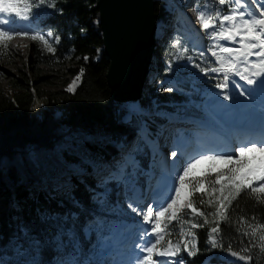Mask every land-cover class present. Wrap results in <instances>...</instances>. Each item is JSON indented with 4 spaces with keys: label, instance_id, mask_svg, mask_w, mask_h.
Instances as JSON below:
<instances>
[{
    "label": "trees",
    "instance_id": "obj_1",
    "mask_svg": "<svg viewBox=\"0 0 264 264\" xmlns=\"http://www.w3.org/2000/svg\"><path fill=\"white\" fill-rule=\"evenodd\" d=\"M54 4L35 9L37 26L29 32H51L53 36L48 40L51 51L43 40H35L34 62L54 70L65 68L79 81L46 96L25 77H14L8 92L0 90V264L83 263L92 242L102 234L93 216L104 221L122 214L111 205L115 187L97 184L96 167L110 160L117 142L133 136L139 120L133 115L123 119L126 107L113 100L107 85L108 58L97 23V0H54ZM154 7L156 18L165 20L166 1L155 0ZM218 7L221 12L229 9ZM155 52L170 62L158 69L160 78L173 76L176 47L160 44ZM183 54L187 60L190 52ZM5 55L1 47L0 59ZM203 68L204 60L197 59L186 71L197 76L194 89L186 91L191 98L214 80L211 74L198 75ZM155 98L168 108L164 97ZM35 107L40 116L34 114ZM185 108L189 114L199 113L192 104ZM141 116L154 129L166 120ZM139 156L144 163L142 152ZM227 170L185 179L188 200L203 215L185 207L177 212V219L161 222V240L177 245L185 264H264V193L245 189L230 202L223 201L229 192L221 193L216 178L218 174L226 177ZM99 191H106L103 198L96 194ZM87 225L89 235L84 232ZM214 227L218 229L215 233L211 231ZM227 252L249 257V261L224 260Z\"/></svg>",
    "mask_w": 264,
    "mask_h": 264
},
{
    "label": "rangeland",
    "instance_id": "obj_2",
    "mask_svg": "<svg viewBox=\"0 0 264 264\" xmlns=\"http://www.w3.org/2000/svg\"><path fill=\"white\" fill-rule=\"evenodd\" d=\"M177 1L182 5L190 4V6L197 9L198 13L203 12L205 14L214 15L215 17H218V14L221 13L218 7L220 5L218 3V0ZM254 3L257 4L256 1H254ZM166 5L167 16L165 20H160L159 22L160 44L170 43L172 45H176V56H174L173 58L175 64V66L173 67L175 68V74L173 76H168L164 79L160 78L158 69L161 66H170V62L166 60L163 55L158 52H155V57L151 64L152 68L150 67V81L143 97L140 100L144 103L152 105L153 102H157L155 96L160 95L164 97V99L166 100L164 103H166V105L168 106V108L162 106L161 110L159 111L164 117L166 116L165 119L169 118V116H173V118L176 119V117L174 116L176 114L187 115L189 118L190 115L185 110V107H188V105L192 104L193 99L191 98V96L188 95V92L186 93V91L189 89H194L197 83V76L194 74V72L186 73V71H188V69L194 66L197 59H201L204 61L206 60L205 50L202 48V42L194 38V36H197L194 33V30H187V28L182 26L180 22L179 13L175 12L173 9H170V5L168 2ZM224 6L229 8L234 7L232 5H229L227 3V0ZM181 18H183V16H181ZM216 24L217 30H219L218 18L216 19ZM36 26L37 25L34 23V20H32L31 25L28 27V31H33ZM228 26H230V23ZM42 32H40L41 35L44 34ZM47 34L45 35V39L48 41L52 38V36L49 37L47 36ZM197 37H199V39L201 38L200 36ZM205 37L204 38L206 42L212 44L213 46L221 44L217 40L210 39L209 35ZM179 38L184 39V41H180ZM35 40L36 39H32L30 35H14L11 39L0 40V48L2 47L3 49H5L6 52V55L0 59V90L8 92L10 89V80L14 77H25L31 84L33 89L37 88L41 95L46 96L50 94L55 95L57 91L62 89H68L71 84L75 86L78 83L79 78L70 75L65 68H59L57 70H54L55 68H49L47 65L44 64L37 65L34 62V54L32 53V45L36 43ZM44 45L46 44L44 43ZM228 48H231V46H228ZM238 49H240V51H243L242 48ZM187 50H189L190 55L188 56L187 60H185V58H183V53ZM201 53H203V55H201ZM212 58L216 59L215 57ZM241 60L242 57L238 58L236 61L238 63V68L244 67L245 69V67L249 66L250 60H248L246 64L241 63ZM68 65H66L65 67H67ZM202 73L203 72L201 71L198 75L201 76ZM148 91H152L153 95L149 96ZM173 93L179 96L180 100L174 98L175 95H173ZM204 93L205 90L198 92L199 95H203ZM240 99L242 100L241 96H239L238 100ZM122 104L126 107V113L123 115V119L128 120L131 116V112L133 111V102L128 101L123 102ZM199 108L205 110L202 106H199ZM34 114L36 116H40V110L38 107H35ZM141 126L142 125H140L139 128L135 130L132 137L128 138L126 141H120L115 144V151L108 162L100 163L97 165L99 167H96L99 170L96 174L97 184L104 186L112 184V186L115 187V189H113L112 191L114 203H112L111 205L115 211L122 212V214H117L115 215L116 217L105 219L104 221L103 219H101V217H96L95 215L93 216V219L95 220L97 225L96 227L100 229L102 234L96 236L95 240L90 246L92 258L87 257L83 263L75 264L100 263L95 262L97 261V255L102 253L104 250L108 249L110 247L109 245L111 244V241H117L119 238H121L116 236L120 234V229L126 224V222L134 223V226L138 230L143 231L142 234H136L137 238L139 239H137L138 245H144L145 243H147L148 240L144 236L145 231H150L153 226H157V221L154 216L151 218L153 220V223H146L143 220L142 216L139 215L137 212H133L132 207H130L131 205L146 212L147 207L149 205H152V202H149V198H146L142 202H139L140 200H138V198H135V194L133 191L137 187V184L143 182L144 169L142 170L141 165L145 164L151 154L147 150L149 148L145 147V143L143 141L146 139L152 141L154 137H158L159 129H154L153 127H150L148 129L146 127V129H142ZM161 127L162 126H160L159 128ZM171 136L172 135H170V137ZM91 138L97 139L99 138V136H91ZM119 151L124 152L123 156L122 152L120 154L118 153ZM161 151L162 149L160 147V152ZM141 152L143 155L142 157H144V159L146 160L143 161L144 163H142L141 161L143 160V158L139 156V153L141 154ZM244 158L250 159V163H252L254 167L255 165H258L259 160L261 161L262 159L261 153L258 151L247 152L245 153ZM96 162L97 161L94 162L95 166ZM205 164L206 163H199L198 165H195L194 168H192V171L189 172V175L185 177V179H187L189 176L202 175L206 172H212L220 168L229 169L231 167H234V165L229 167L230 164L224 160H222V162H220L219 160H210V162H208L206 165ZM249 167L252 166L249 165ZM145 169H147V167H145ZM182 173L183 171H178L177 175ZM222 181L223 180L221 179V184ZM259 183L261 182L254 181L253 185L258 186ZM176 186H178V183L176 184ZM105 193L106 191H99L96 194L100 195L103 198ZM163 196L166 195L163 194ZM181 196L183 197L186 205V199H188V188L186 183L181 191ZM181 209L182 208H179L177 206V212ZM170 215L171 210L161 216L158 221L157 233H152V241L154 242L156 239H159L160 241L159 244H156L154 249V260H156L157 258L158 260H160L162 257H165L157 256V252H171L174 249H178L177 245L165 243L161 240V222L165 218H169ZM90 230V226L87 225L84 227V232L86 233V235L90 234ZM120 244L121 240L117 242L116 246L119 247ZM160 245H164V247L160 249ZM144 255L147 254L138 253L137 259L142 258ZM166 257L167 258H165L164 260L168 261V264H185L180 259L178 251L176 252L175 256ZM109 258L110 257H108L107 259Z\"/></svg>",
    "mask_w": 264,
    "mask_h": 264
},
{
    "label": "snow or ice",
    "instance_id": "obj_3",
    "mask_svg": "<svg viewBox=\"0 0 264 264\" xmlns=\"http://www.w3.org/2000/svg\"><path fill=\"white\" fill-rule=\"evenodd\" d=\"M260 5L259 14L255 9H250L246 7L242 0H227L229 5L234 7L229 8L227 14H218V17H212L209 15L207 18L205 13L199 12L198 19L201 21V26L203 29H212L208 35L210 39H222L231 42H237L236 36H240L238 41L241 45L243 51L240 49L233 50L223 45H216L219 48V53L212 50L211 54L216 58V62L220 65L219 68L212 67L209 69H201L205 72H223L224 80L227 82L229 76L227 73H234L239 76L241 80L246 81L248 85H260L261 90L264 91V3H260V0H256ZM220 5H225L226 0H218ZM41 6L55 7L54 0H0V40L11 39L14 35L29 36L32 39L43 40L45 44L49 47L51 51V46L48 45V41L45 39V35L32 34L28 31V27L31 25L32 20L35 16V9ZM219 19V30H217L216 19ZM239 21V23H237ZM230 23V26L226 24ZM47 36L51 37L53 34L49 32ZM56 39H59L56 37ZM173 47H176L174 44ZM226 54V55H224ZM203 55V53H201ZM255 55L259 58L258 64H253L252 76H248L245 73L251 71L248 67H245L244 72H241L237 67V59L242 57L241 63H247L248 57ZM87 59V57H85ZM83 69H81V72ZM226 84H219L217 87L224 88ZM71 90V87L69 88ZM251 92L250 89H245L241 91V95L245 92ZM230 97L225 95L224 99L227 100ZM251 151H258L261 153V162L256 167H249L247 161L244 159L245 153ZM238 154V155H237ZM176 152L172 153L175 157ZM203 160H224L229 164H233L227 170L228 175L224 177V183L221 184V175H217L216 183L221 184L220 191L223 193L225 190L229 192V196H222V200L230 202L231 199H235L239 194L245 190L250 189L251 192H261L264 193V142H248L235 149V152L231 155H201L199 159H195L188 163L184 169L183 173L178 175V186L175 187V196L170 197V202L167 203L166 207H156L154 205H149L146 212L144 210L138 209L137 207L131 206L133 212H137L142 216L146 223H153L151 219L153 216L156 218L157 226L158 221L161 216L168 213L171 210V215L169 220L177 219V206L179 208L187 207L191 209L192 213L197 215H203L199 209L193 207L192 201L188 200L185 205L184 199L181 196V191L185 186V177L189 175L190 170L199 164ZM261 182L258 186H254L253 182ZM157 226H153L150 231H145L144 236L147 238L148 242L142 247V251L147 253L142 258L139 259V264H168V261H160L158 259H153V253L156 244H159V239L152 241V233H157ZM193 228L197 227L196 224L192 225ZM261 227H264L262 225ZM217 228H212L213 233L217 232ZM255 232V229H253ZM247 234V233H245ZM264 240V237H261ZM213 243V247H215ZM179 249H174L171 252H157V256H175ZM246 251V250H245ZM191 255L192 253L189 252ZM231 255L237 256L238 253L232 252ZM242 260L249 259L246 256L239 257Z\"/></svg>",
    "mask_w": 264,
    "mask_h": 264
},
{
    "label": "water",
    "instance_id": "obj_4",
    "mask_svg": "<svg viewBox=\"0 0 264 264\" xmlns=\"http://www.w3.org/2000/svg\"><path fill=\"white\" fill-rule=\"evenodd\" d=\"M96 5L112 98L118 103L139 100L148 87L150 66L160 45L155 0H97ZM231 253H225L223 259L249 261Z\"/></svg>",
    "mask_w": 264,
    "mask_h": 264
},
{
    "label": "bare ground",
    "instance_id": "obj_5",
    "mask_svg": "<svg viewBox=\"0 0 264 264\" xmlns=\"http://www.w3.org/2000/svg\"><path fill=\"white\" fill-rule=\"evenodd\" d=\"M245 4L246 7H249L250 9H255L257 11V13L259 14L260 12V5L257 3H253L252 0H248V2H243ZM260 3H264L263 1H260ZM237 23H239V21H237ZM226 24L229 25V22H226ZM160 33V31H159ZM217 41H219L223 46H231V49L236 50L238 48H241L240 43L238 42L240 40V36L237 35L236 36V41L237 42H233L230 43L227 40H222V39H216ZM238 43V44H237ZM226 55V54H224ZM248 60H250L249 66L248 68L251 69V71L245 73L248 76H252V71H255V68H252L253 64H258L259 63V58H257L255 55L249 56ZM237 63V62H236ZM237 67H238V63H237ZM239 70L241 72H244V67H240ZM225 75V73H224ZM227 75L231 78V76H237L234 73H227ZM239 77V76H237ZM240 78V77H239ZM241 80V79H240ZM243 82H246L244 80H241ZM247 89H250L251 91L256 90L257 92L262 91L260 85H248ZM211 93H215L216 97L221 96L219 92H215L212 91ZM232 93V92H231ZM238 93H235V98L238 99L239 98ZM239 104H241V101L239 100V103H233L232 105H223L220 102L216 103L215 105L217 107H219L218 111H220L221 108H225V109H230V111L236 110L239 106ZM213 107V106H212ZM244 107V106H242ZM168 113V112H167ZM176 117V119L173 118V116H169V118H167L168 122H169V127L165 130L162 131V133H159L158 137H154L151 140L146 139L143 142L145 143V147L149 148L147 149L149 151L150 157L147 159V161L145 162V164L141 165V168L143 170V182H141L140 184H137V187L135 188V190L133 191L135 194V198H138V200H140L139 202H142L143 200H145L146 198H150L151 200H154L156 204H158L160 207H166L167 203L170 202V197H174L175 196V187L176 184L178 183V177L177 179L172 182L171 184H167L165 182V178L168 177V175L166 173H158L159 169H161L164 165V151L160 152V144L161 142L165 141V139L168 137H170V135L172 133H175L177 135H179V137L182 135L183 136V141L187 144L186 147L184 149H181V151L183 152V156H182V160L179 166V171H183L184 167L192 162L195 159H199V157L201 155H214V154H219V150L218 149H206V145L203 142L200 145V149L194 151V146L196 143H198V138L194 136L195 132H197V128H198V124L196 123V119L195 117L191 116L188 118L187 115H180V114H176L174 115ZM187 127L190 128L191 130H194V132H191L189 134H186V131L181 132L182 128ZM201 131V130H200ZM181 133V135H180ZM181 136V137H182ZM167 138V139H168ZM252 138L254 141H259L262 140L264 142V137L259 136L258 134L252 135ZM236 140H241L240 137H235ZM122 152V156L124 154L123 151H119L118 153L120 154ZM227 153H231L230 151ZM217 161V160H215ZM150 162V163H149ZM210 162V160H203L200 163H208ZM147 164V166H146ZM205 164V165H206ZM198 165V164H195ZM145 167H147V169H145ZM194 168V167H193ZM192 171V169L190 170ZM137 182V181H136ZM163 194H165L166 196H163ZM130 226V227H129ZM142 234L143 231L142 230H138L135 226L134 223H128L126 222V224L120 229V234L117 235L116 237H121L119 238L117 241L113 240L111 241V244L109 245L110 247L106 250H104L102 253L97 255V258L95 262H101L102 259H105L107 257H117V261L119 264H125V259L127 257V255L130 252V249L132 247V244L136 243L137 237L136 234ZM123 241L124 245L122 247H117V242L119 241ZM120 256H123V258H121ZM89 257L92 258L91 255V251L89 254ZM165 257H162L160 259V261H166L164 260ZM158 259V258H157ZM98 264V263H97Z\"/></svg>",
    "mask_w": 264,
    "mask_h": 264
}]
</instances>
